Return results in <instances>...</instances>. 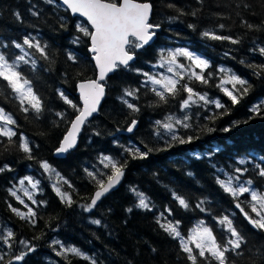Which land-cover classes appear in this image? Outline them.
<instances>
[{
  "label": "trees",
  "instance_id": "trees-1",
  "mask_svg": "<svg viewBox=\"0 0 264 264\" xmlns=\"http://www.w3.org/2000/svg\"><path fill=\"white\" fill-rule=\"evenodd\" d=\"M150 2L153 5L151 22L161 24V31L153 45L137 50V58L130 69L157 74L161 51L187 48L208 60L210 67L204 75L211 76L207 84H202L189 80L185 72L183 82L189 83L197 92L206 93L210 100H219L224 108L199 102L184 110L181 108V101L187 95L184 92L174 99L169 98L166 104H158L159 98L150 91L152 85L143 83L145 77L140 72L120 68L105 83V99L99 114L85 125L76 149L58 159L56 149L76 115L75 110L61 99L58 90L81 106L79 83L97 77L90 39L78 32L76 25L91 28L87 22L73 17L58 0L55 4H48L46 0H0V45H7L6 48L0 47V51H4L11 62L13 55L21 54L13 42L22 43L25 37H29L46 44L50 57L44 60L35 49L25 46L29 58L36 60V67L33 71L31 65L21 64L19 69L32 81L34 91L41 98L43 111L38 116L31 110L23 112L19 100L11 89L3 87L6 82L0 79L3 91L0 107L16 120V125H11L16 132L12 142L8 137L0 136V168L4 169L0 171V235L7 229L15 234L11 249L0 241V255L4 256L0 264H8L9 260L13 264H68L50 246L53 240H60L66 247H78L95 258L97 264H191L178 241L159 227L158 218L161 223L165 222L160 217L161 212L168 220L180 222L182 234L190 235L192 228L204 222L221 242L227 234L218 221L228 215L246 240L239 250L241 255L227 254L230 262L264 264V230L254 228L236 207L239 203L250 216L258 218L251 212L250 194L234 198L217 183V178L240 175V183L250 179L253 181L252 189L264 192V177L258 175L259 169L255 167L257 164L264 167V106L260 115L251 111L255 105L264 102V71L248 66L264 65V55L253 50L264 47V0ZM168 4H175L189 14L179 15L168 8ZM194 10L197 11L196 16L190 14ZM33 11L39 15L33 16ZM172 16L179 18L169 22L167 18ZM245 21L259 26V30L249 29ZM62 23L64 27H61ZM221 24L224 28L219 27ZM209 30L239 39L240 43L203 37L202 33ZM76 37L80 38L79 42L73 43ZM69 53L76 57L75 61L68 59ZM181 59L185 65L190 63L183 57ZM220 68L248 81L249 91L238 104H233L218 87L223 75ZM195 71L199 72V69ZM224 87L231 89V85ZM126 88L140 89L138 98L125 97L139 107L138 112L128 109L120 99ZM185 112L191 116L189 123L192 127L179 128L178 134L199 136V139L191 144H177L166 151H153L144 160L132 159L123 151V147L130 145L140 147L142 151L146 150L145 145L152 149L165 147L164 140L155 135V122L164 121L168 116L183 117ZM56 113H64V118ZM213 114L221 115L215 120L208 119ZM133 120L137 121L134 134H120L119 131L126 130ZM207 128H215V131L208 132ZM225 128L230 130L225 132ZM23 139H27L32 148L31 160L20 149ZM101 155L121 160L126 158L128 166L119 187L102 197L91 212H86L78 204L89 202L96 185L84 170L110 171L99 163ZM240 159L247 163L239 164ZM42 161H47L72 185L71 188L63 183L58 185L62 191L72 194L76 203L71 207L57 196L52 187L56 180L41 168ZM237 167L247 171L241 175L234 171ZM28 176L39 181L33 193L38 203L33 205L20 190L17 194L36 211L35 223L21 219L9 207L27 212V208L11 196L9 189L17 190L19 181ZM131 188L150 199L152 210L135 207L138 198L130 191ZM173 193L185 198L190 207L184 209L179 206ZM201 200L204 201L201 206L204 210L196 207ZM128 208L133 211L127 212ZM168 209H171V214ZM94 219H100L101 224L91 223ZM20 240L29 241L36 251L29 253L23 261H16L14 257L24 250ZM68 260L71 264H90V261L71 254ZM199 262L204 264L203 258H199Z\"/></svg>",
  "mask_w": 264,
  "mask_h": 264
},
{
  "label": "snow or ice",
  "instance_id": "snow-or-ice-1",
  "mask_svg": "<svg viewBox=\"0 0 264 264\" xmlns=\"http://www.w3.org/2000/svg\"><path fill=\"white\" fill-rule=\"evenodd\" d=\"M55 2L56 0H46L48 4H55ZM61 2L63 5L67 6V9H69L71 13L85 17L87 23L91 26V30H89L82 24H77L76 29L90 39V51L94 54L95 65L99 70L98 79L87 80L78 85L82 106H77L63 91L58 90L61 99L76 112L74 119L70 121V127L63 136L60 146L56 149L57 153H67L76 147L79 133L89 117L99 110L100 101L105 93L104 85L100 83V81L105 80L109 73L115 72L121 67L130 69V62L136 59L137 50L144 48L153 40L161 24L150 22L153 10V5L150 0H61ZM198 2L203 3V0H198ZM167 7L173 9L179 13V15L189 14L185 13L183 9L178 8L175 4H168ZM190 14L196 16L197 11L194 10ZM32 15L38 16L39 12L33 11ZM16 16L17 19L20 18L19 13H17ZM178 18L179 16H172L167 19L171 22ZM245 24H247L246 21ZM64 26V23H62L61 27ZM189 27L194 28L195 25H189ZM219 27L224 28V25L221 24ZM247 27L249 29L256 28L259 30V26H254L252 24H247ZM202 35L211 40L229 41L232 44L240 43L239 39L231 36L219 35L215 31H204ZM79 39V37L74 38L73 43H78ZM13 43L14 47L19 49L21 54L13 55L10 62L8 55L4 51H0V79L6 82L3 87L11 89L15 98L19 100L23 112L27 113L31 110L38 116L43 111L41 98L34 91L32 81L19 69L21 64L31 65V70L33 71L36 67V60L29 58L30 54L25 50V46H27V49H35L36 52L40 54V58L49 60L50 57L46 51L48 46L46 44H41L38 39L29 37H25L22 43ZM0 47L6 48L7 45H0ZM253 50L264 55V47ZM159 55V67H166L169 73H173L172 76L161 75L158 77L157 74L142 72L140 69H130L140 72L145 77V81L143 82L145 85L149 83L152 85L150 91L159 98L158 104H166L169 98L174 99L180 92H184L187 94L186 98L181 101V108L184 110L189 109L199 102H202L203 105L214 104L218 109L224 108V105L219 100H210L206 93L197 92L189 83L183 82L185 80L184 72H187L189 80L194 79L202 84H207L211 76V74L207 77L204 75L205 70L210 67L208 60L187 48L161 51ZM178 57H183L190 63L188 65L179 63ZM68 59L75 61L76 57L69 53ZM241 62L243 63V61ZM248 66L259 68L261 71H264V65L250 64ZM177 69L184 71L181 72ZM195 69H199V72L195 71ZM219 72L223 75L221 76L218 87L222 89L233 104H238L240 98L249 91L250 85H248V81L230 71H226L224 68H220ZM224 85H231V89L224 87ZM139 91V88H126L123 90V96L120 98L127 108L134 112H138L140 110L139 107L129 102L125 97L138 98L137 93ZM0 95H3L2 89H0ZM262 106H264V102L255 105L251 111L260 115ZM56 115L61 119L64 118V113H56ZM219 115L221 114H213V116L208 117V119L215 120ZM190 120L191 116L185 112L183 117L168 116L164 121L155 122L157 128L155 135L158 139L164 140L165 147L163 148L152 149L145 145L144 147L146 150L142 151L140 147L130 145L127 147L122 146L123 151L128 153L132 159L144 160L147 159L153 151H166L169 148L175 147L177 144H191L195 139H199V136L187 135L185 137L178 134L179 128L189 129L192 127V124L189 123ZM0 122H2L0 123V136L8 137L9 142H12V137L16 136V132L12 128L7 127V125H16V120L10 113H6L5 109L2 107H0ZM136 124L137 121L133 120L126 130L132 132ZM234 124L238 125L239 122H234ZM161 130L163 131L161 132ZM229 130V128L223 129L225 132ZM207 131L214 132L215 128H207ZM96 135H99V133H96ZM166 137L167 139H165ZM20 149L27 155V159H33L31 155L32 148L27 139L22 140ZM196 155L197 157L199 156V154ZM99 163L103 165L104 169H109L110 171L107 173H98L89 171L88 169L84 170L96 185V191L89 202L78 204V207L86 212H91L97 206L101 198L120 183L121 178L124 176V170L128 166L126 158L122 160L115 159L110 155H101L99 157ZM238 163L243 165L246 164L247 161L245 159H240ZM40 166L46 173H50L55 177L56 183H53L52 187L61 201L69 207H71L73 203H76L70 192L62 191L61 187L58 186L63 183L71 188L72 185L70 182L64 179L60 173L56 172L47 161L40 162ZM255 167L259 169L258 175L264 177V167H260L259 164ZM0 171H4V169L0 168ZM234 171L242 175L247 169L237 167ZM188 174L192 175V173ZM25 181H27L32 189H37L39 181H34L30 176L19 181L21 185L20 191L23 192V195L27 197L33 205H36L38 202L34 199L32 193L29 192L28 188L23 187ZM234 181L236 182L235 184ZM217 183L225 192L229 193L234 198H238L244 193H249L252 202L250 204L251 212L255 213L258 218L250 216L239 203L236 204V207L240 209L254 228L264 230V192H257L252 189L250 186L253 181L250 179L244 183H240V175L227 176V179L217 178ZM130 191L138 198V203L135 205L136 208L152 210L153 205L144 193L139 192L136 188H131ZM9 192L20 204L27 208V212H23L9 205L12 212L21 219L33 220V223H35L33 218L37 216L36 211L25 204V201L17 194V190L9 189ZM173 196L182 208L188 209L190 207L189 202L182 196L176 193H173ZM203 204L204 201L201 200L196 204V207L204 210L201 207ZM126 211L131 213L133 209L128 208ZM167 211L171 214V209ZM160 217H162L165 222L161 223L158 218L157 223L159 227L171 238L178 241L182 251L187 254V259L191 261V264H200L199 258H203L204 264H234V261L230 262L227 254L231 252L236 255H241L239 250L242 248V245L246 243L245 238L234 226L233 220L228 215L223 216L218 221L222 230L227 234L222 242L218 241L213 229L206 226L204 222L197 224L192 228L191 234L186 236L179 230V221L168 220L164 212L160 213ZM91 223L100 225L101 220L94 219ZM14 239L15 234L11 229H7L5 234L0 235V241H3L10 249L12 248V241ZM19 244L23 245L24 250L14 257L16 261H23L29 253L36 251L35 246L31 245L27 240H20ZM50 246L56 252V255L64 258L68 261V264H71V261L68 260L69 254L73 257H79L90 261V264H97L96 259L92 256L86 255L78 247H66L60 240L51 241ZM56 246H59L60 250L57 251ZM153 251H155V249H153ZM3 260L4 256L0 255V261ZM8 264H13V261L9 260Z\"/></svg>",
  "mask_w": 264,
  "mask_h": 264
},
{
  "label": "water",
  "instance_id": "water-1",
  "mask_svg": "<svg viewBox=\"0 0 264 264\" xmlns=\"http://www.w3.org/2000/svg\"><path fill=\"white\" fill-rule=\"evenodd\" d=\"M58 1L60 2V4H61L64 8L67 9V6H66V5H63L62 2H61V0H58ZM67 10L70 12V14H71L73 17L80 18V19L84 20L85 22H87V20H86L85 17H82V16H80L79 14H73V13H71V11H70L69 9H67ZM152 14H153V10H152ZM151 19H152V15H151V18H150V22H151ZM88 25H89V24H88ZM89 26H90V25H89ZM90 28H91V26H90ZM160 30H161V29L159 28V29L156 31V36L153 38L152 41L149 42L148 45L145 46V48L148 47V46H151V45L156 41V39H157V33L160 32ZM91 53H92V52H91ZM92 55H93L92 60H93V62H94V64H95L94 54L92 53ZM135 60H136V59H135ZM135 60L132 61V62H130V65H132V64L135 62ZM95 66H96V65H95ZM96 70H97V77H96V79H98V77H99V70H98L97 67H96ZM113 74H114V72L109 73L108 76L106 77V79L100 81V83H102V84L104 85V84L107 82L108 78H109L111 75H113ZM96 79H95V80H96ZM104 88H105V85H104ZM78 92H79V87H78ZM79 95H80V92H79ZM104 99H105V93H104V96L102 97V99H101V101H100V105H99V110H98V112L94 113L91 117H89L88 121L92 120L93 117H95V116H97V115L99 114V111H100V108H101V106H102V104H103ZM80 100H81V99H80ZM81 106H82V101H81ZM88 121H87V122H88ZM87 122L85 123V125L87 124ZM85 125L83 126L82 130H81L80 133H79V136H78V142H77L76 147L78 146V143H79V137H80V135H81V133H82V131H83ZM136 128H137V124H136V127L133 129L132 132H128L127 130H120L119 133L122 134V135H132V134H134ZM76 147L73 148V149H71L69 152H72L73 150H75ZM69 152H67V153H69ZM67 153H57V152H55V156H56V158H58V159H62V158H64V156H65ZM121 182H122V178H121V180H120V183H119L118 185H116L113 189H111L110 192H112L113 190L117 189V188L119 187V185L121 184ZM110 192H109V193H110ZM107 194H108V193H107ZM107 194H106V195H107ZM101 199H102V198H101ZM99 202H100V201H99ZM99 202H98V203H99ZM98 203H97V205H98Z\"/></svg>",
  "mask_w": 264,
  "mask_h": 264
},
{
  "label": "rangeland",
  "instance_id": "rangeland-1",
  "mask_svg": "<svg viewBox=\"0 0 264 264\" xmlns=\"http://www.w3.org/2000/svg\"><path fill=\"white\" fill-rule=\"evenodd\" d=\"M181 48H183V47H181ZM171 50H175V49H171ZM182 57H178V62L179 63H184V61L181 59ZM185 64V63H184ZM159 66V65H158ZM178 71H181V72H183L184 70H181V69H177ZM157 71V75H158V77L159 76H161V75H163V76H172L173 75V73H169L168 71H167V68L166 67H160V69H157L156 70ZM185 73V72H184ZM156 87H159V86H156ZM0 123H2V122H0ZM7 127H9V128H11V125H7ZM51 177H53V179L55 180V177L51 174ZM236 182L234 181V184H235ZM23 187H26V188H28V190H29V192H31L32 193V195H33V193H34V189H32L31 188V186L27 183V181H25V184H24V186ZM16 188H17V191L18 190H20L21 189V185L19 184L18 186H16ZM25 201V200H24ZM27 203V202H26ZM28 204V203H27ZM60 250V249H59ZM90 256V255H89Z\"/></svg>",
  "mask_w": 264,
  "mask_h": 264
}]
</instances>
